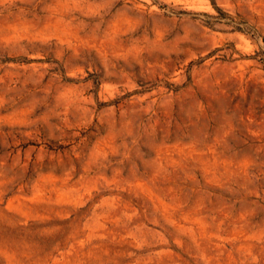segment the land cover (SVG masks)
I'll return each mask as SVG.
<instances>
[{
	"label": "rangeland",
	"instance_id": "rangeland-1",
	"mask_svg": "<svg viewBox=\"0 0 264 264\" xmlns=\"http://www.w3.org/2000/svg\"><path fill=\"white\" fill-rule=\"evenodd\" d=\"M0 264H264V0H0Z\"/></svg>",
	"mask_w": 264,
	"mask_h": 264
}]
</instances>
